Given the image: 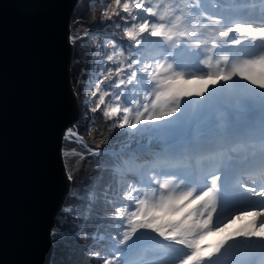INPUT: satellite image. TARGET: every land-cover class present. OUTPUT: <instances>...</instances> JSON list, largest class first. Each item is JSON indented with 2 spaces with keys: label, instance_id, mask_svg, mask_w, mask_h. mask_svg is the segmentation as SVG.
Here are the masks:
<instances>
[{
  "label": "snow or ice",
  "instance_id": "6c2138e0",
  "mask_svg": "<svg viewBox=\"0 0 264 264\" xmlns=\"http://www.w3.org/2000/svg\"><path fill=\"white\" fill-rule=\"evenodd\" d=\"M100 17L120 37L105 35L84 102L126 139L115 154L87 149L109 157L97 163L110 175L103 198L85 203L87 254L94 264H219L226 254L264 264V0H110ZM192 83L204 87H182ZM64 139L83 143L75 125Z\"/></svg>",
  "mask_w": 264,
  "mask_h": 264
},
{
  "label": "water",
  "instance_id": "95a60500",
  "mask_svg": "<svg viewBox=\"0 0 264 264\" xmlns=\"http://www.w3.org/2000/svg\"><path fill=\"white\" fill-rule=\"evenodd\" d=\"M76 1L0 0V264H49L69 185L62 137L79 108L69 73Z\"/></svg>",
  "mask_w": 264,
  "mask_h": 264
},
{
  "label": "trees",
  "instance_id": "16d2710c",
  "mask_svg": "<svg viewBox=\"0 0 264 264\" xmlns=\"http://www.w3.org/2000/svg\"><path fill=\"white\" fill-rule=\"evenodd\" d=\"M109 2L110 0H77L69 16L70 36L79 37L83 31L89 32V37L83 40L77 38L75 44L71 42L72 52L69 60L70 83L79 106L77 119L73 125L83 137L84 143H70L64 136L62 137L61 151L68 150L66 154H62V161L66 173L71 174L73 180L68 182L61 207L54 215L51 230L54 229L55 234L51 235L49 264H94L93 258L87 254L94 246V241L89 238L93 228L84 226L81 217L87 213L85 208L87 201L94 202L98 197L103 198L110 175L102 170L97 161L109 157L92 156L87 149L109 148L113 149L109 150V153L115 154L121 150L126 139L119 129L109 131L112 121L105 119L100 111L88 112L91 102L87 104L84 102L88 90L97 79L96 69L103 62L102 53L109 50L104 39L106 34L101 31L112 33L107 34L109 37L117 39L120 37L119 30L114 27L107 30L103 28L106 21L101 19L100 13ZM87 81H91L92 84ZM109 140L112 142L111 147L107 144ZM63 207L69 208L70 211L63 212ZM99 234L97 232V236Z\"/></svg>",
  "mask_w": 264,
  "mask_h": 264
},
{
  "label": "bare ground",
  "instance_id": "6f19581e",
  "mask_svg": "<svg viewBox=\"0 0 264 264\" xmlns=\"http://www.w3.org/2000/svg\"><path fill=\"white\" fill-rule=\"evenodd\" d=\"M205 71H206V69H205ZM182 87H184L185 89H188V90H191V91H196V90H198V89H200V88H202V87H204V85L203 84H201V83H192V84H185V85H182ZM193 102H195V100L197 99L195 96H193V97H191L190 98ZM256 207V206H255ZM231 226V225H230ZM227 232H226V230L223 232V233H220V234H218V235H216V236H210V237H208L205 241H204V243L205 244H209V243H211L212 242V240H214L215 238H218V237H220L221 235H225Z\"/></svg>",
  "mask_w": 264,
  "mask_h": 264
},
{
  "label": "rangeland",
  "instance_id": "374dc122",
  "mask_svg": "<svg viewBox=\"0 0 264 264\" xmlns=\"http://www.w3.org/2000/svg\"><path fill=\"white\" fill-rule=\"evenodd\" d=\"M154 2H155V0H154ZM101 32L105 33L106 35H107V34H108V35L112 34V33H107V32H105V31H101ZM91 78H92V77H91ZM87 82L90 84L91 81H87ZM91 84H92V83H91ZM91 84H90V85H91ZM83 85H84V84H82V86H83ZM84 87H85V89H86V86H85V85H84ZM110 150H113V149H110ZM115 150H116V149H115ZM115 150H114V151H115ZM258 206H259V205H258Z\"/></svg>",
  "mask_w": 264,
  "mask_h": 264
}]
</instances>
